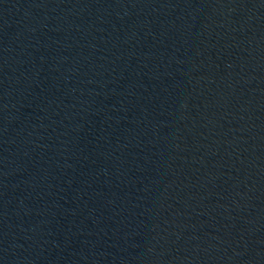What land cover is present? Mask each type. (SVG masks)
Returning <instances> with one entry per match:
<instances>
[{"label":"water","instance_id":"obj_1","mask_svg":"<svg viewBox=\"0 0 264 264\" xmlns=\"http://www.w3.org/2000/svg\"><path fill=\"white\" fill-rule=\"evenodd\" d=\"M0 264H264V0H0Z\"/></svg>","mask_w":264,"mask_h":264}]
</instances>
